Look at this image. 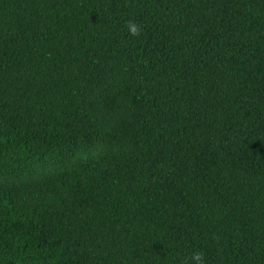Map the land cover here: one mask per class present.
<instances>
[{"label": "trees", "instance_id": "obj_1", "mask_svg": "<svg viewBox=\"0 0 264 264\" xmlns=\"http://www.w3.org/2000/svg\"><path fill=\"white\" fill-rule=\"evenodd\" d=\"M196 253L264 264V0H0V264Z\"/></svg>", "mask_w": 264, "mask_h": 264}, {"label": "clouds", "instance_id": "obj_2", "mask_svg": "<svg viewBox=\"0 0 264 264\" xmlns=\"http://www.w3.org/2000/svg\"><path fill=\"white\" fill-rule=\"evenodd\" d=\"M127 28H128V32L133 36H139L141 34L140 26L134 22H129ZM202 256H203L202 253H196L192 257V260L195 262V264H202Z\"/></svg>", "mask_w": 264, "mask_h": 264}]
</instances>
